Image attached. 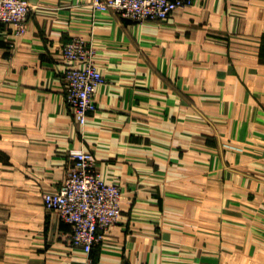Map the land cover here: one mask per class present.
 I'll list each match as a JSON object with an SVG mask.
<instances>
[{
    "label": "crops",
    "instance_id": "1",
    "mask_svg": "<svg viewBox=\"0 0 264 264\" xmlns=\"http://www.w3.org/2000/svg\"><path fill=\"white\" fill-rule=\"evenodd\" d=\"M29 2L24 33L0 22V264H264V0L142 22ZM76 35L105 76L84 124L63 90ZM79 149L122 192L89 253L43 202Z\"/></svg>",
    "mask_w": 264,
    "mask_h": 264
},
{
    "label": "built area",
    "instance_id": "2",
    "mask_svg": "<svg viewBox=\"0 0 264 264\" xmlns=\"http://www.w3.org/2000/svg\"><path fill=\"white\" fill-rule=\"evenodd\" d=\"M194 0H92L93 9L111 11L120 18L134 21L165 20L175 10ZM32 5L29 0H0V22L13 27L15 34L26 30ZM64 98L80 124L97 110L95 91L105 82L103 72L95 63V49L79 35L63 43ZM72 165L61 186L43 193L49 211L72 226L71 242L86 253L100 241L106 231L121 216V188L106 180L95 169L91 151L79 149L69 152Z\"/></svg>",
    "mask_w": 264,
    "mask_h": 264
}]
</instances>
